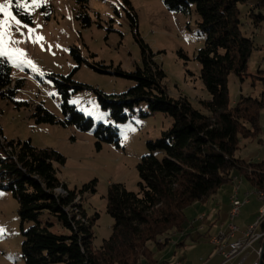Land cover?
Masks as SVG:
<instances>
[{
	"label": "trees",
	"instance_id": "16d2710c",
	"mask_svg": "<svg viewBox=\"0 0 264 264\" xmlns=\"http://www.w3.org/2000/svg\"><path fill=\"white\" fill-rule=\"evenodd\" d=\"M123 1L141 50L142 65L132 73L120 68L112 73L101 65L91 67L99 73L131 79L135 86L111 96L75 82L73 76L84 60L79 49L73 47L71 54L77 67L68 76L49 77L61 96L62 118L42 105L35 107L33 118L36 123L75 126L84 132L95 129L98 150L103 143L118 145L115 128L96 124L70 104L72 94L92 89L101 110L117 124L128 121L134 107L145 102L150 114L171 117L172 126L160 139L147 142L148 154L137 165L139 193L128 191L122 184L110 186L107 213L114 225L111 237L99 249L93 246V227L99 215L90 217L82 205V194L95 193L96 181L79 191L69 190L55 168L56 163L65 165L63 155L51 148L38 149L30 140H7L0 131V191L11 193L19 206L24 264H139L142 259L146 264H158L148 245L154 244L158 251L170 246L172 234L183 232L186 210L207 202L222 186L232 183L234 172L255 191L264 190V161L247 163L235 157L240 138L255 137L260 131L264 100L240 96L231 104L228 87L231 73L243 80L254 50V40L243 34L239 6L254 1L249 17L254 27H259L264 22V0H162L168 10L186 15L194 6L199 16L198 26L205 41L197 59L202 66L201 79L211 96L200 105L208 114L195 109L187 97L176 99L169 94L164 84L167 74L141 37L131 2ZM82 17L84 27H88L89 18ZM23 18L30 21L28 15ZM12 75L11 62L0 58L1 98L14 100L24 85L23 79L14 81ZM59 189L65 192L59 193ZM43 213L55 216L70 235L52 233L39 221ZM25 223L33 225L24 230ZM261 230L264 232V223ZM261 261L264 264V254Z\"/></svg>",
	"mask_w": 264,
	"mask_h": 264
},
{
	"label": "rangeland",
	"instance_id": "374dc122",
	"mask_svg": "<svg viewBox=\"0 0 264 264\" xmlns=\"http://www.w3.org/2000/svg\"><path fill=\"white\" fill-rule=\"evenodd\" d=\"M129 1L137 14L141 37L152 49L155 62L167 74L164 84L169 94L176 99L187 97L195 109L208 114L200 105L201 101L209 100L211 96L201 79L202 66L197 59L205 37L200 33V19L195 7L192 6L191 12L186 15L168 10L162 0ZM5 2L6 0H0V4ZM253 2L239 6L243 34L254 40V50L243 80L236 74L229 75L231 104L240 96L264 100V22L259 27L252 24L249 11ZM124 5L123 0H43L39 6H35L28 0L25 13L24 10H17L13 2L8 11L26 26L18 28L11 21L12 26L7 29L10 40L6 41L5 47L12 54V58L0 57L8 59L13 65L14 81L24 80V85L17 91L14 100L0 97V131L7 140H30L38 149L51 148L63 155L66 159L65 165L56 163L55 168L59 179L66 183L69 190L79 191L84 185L96 181L95 193L82 194V205L88 215H99L93 227L95 249H99L104 240L112 235L114 219L107 213L110 186L122 184L128 191L139 193L137 165L148 154L147 142L160 139L163 132L172 126L171 117L162 113L150 114L145 102L134 107L128 121L117 124L101 110L97 94L92 90L98 89L104 94L118 96L135 86L133 80L112 74L118 68L132 73L138 65H142L141 50L135 42L131 23L123 10ZM82 14L89 18L88 27H84L86 21ZM24 15L30 16V21L25 20ZM0 20L7 21V17L0 13ZM73 47L79 49L84 60L73 80L92 89L72 94L70 104L92 118L96 124L115 128L119 135L118 145L103 143L98 150L95 129L84 132L75 126L36 123L33 118L37 105H42L57 118H62L61 96L49 77L52 74L68 76L77 67L71 54ZM96 65L105 66L112 73H99L91 67ZM259 128L260 131L255 137L240 138L235 154L237 159L247 163L264 161V106L260 111ZM234 177L244 183L241 192V184L232 181L222 186L207 201L208 207L203 210L208 211L212 217L211 210L215 208L220 211V223L222 220L229 222L232 198L243 200V192L249 191L250 204L242 208L236 221L242 227L243 223L255 221L261 203L254 194L255 189L246 180L243 181L237 172L233 173V179ZM58 192L63 194L65 191L59 189ZM210 203L216 205L210 207ZM193 207L186 210V227L201 211ZM18 208L11 193L0 191V229L3 230L0 234V264H24V238ZM39 221L54 234L70 235V231L49 213L40 215ZM31 225L33 223H25L24 230ZM205 241L202 243L206 244L201 246L186 247V264H196L203 255L212 250ZM184 244L180 246L184 247ZM148 247L160 262H173L174 252L178 255L181 253L172 244L162 251H158L152 243ZM254 258L255 256L246 264H251ZM139 264L146 263L142 259Z\"/></svg>",
	"mask_w": 264,
	"mask_h": 264
},
{
	"label": "crops",
	"instance_id": "0c3cea01",
	"mask_svg": "<svg viewBox=\"0 0 264 264\" xmlns=\"http://www.w3.org/2000/svg\"><path fill=\"white\" fill-rule=\"evenodd\" d=\"M235 178L238 179V177H234L233 182H235ZM243 181H244V179H243ZM243 184L244 183L241 181L240 192H241V188H242ZM237 189H238V187H237ZM236 192L238 194V190H236ZM247 194L251 195V193L249 191L243 192V200L247 199ZM254 194H255V192H254ZM249 197H248V199H249ZM232 200H233V198H232ZM249 204H250V200L245 206H247ZM215 205H216L215 203H212V204L210 203V207L215 206ZM193 206H194L193 208L195 210H198V211H200V210L202 211L204 208L206 209L208 207L207 202L196 203ZM213 209L211 210V213L213 212L212 217H210V213H208V211H206V210H203L202 212L200 211L197 218H195L193 221H191L187 227H186V225L184 226L182 233H180V234L177 233V234L173 235L172 245L181 250L180 255H178L177 252H174L175 260L173 262H167V261L166 262H164V261L160 262V261H158V264H186V259H187V253H185L186 247L187 246L195 247L197 245L198 246L204 245V244H206V243H202V241H204V240H206L205 242H207L211 246L212 250L208 254L203 255V257H201L196 264H237L238 262H240L244 259H245V261L243 264H246L253 256H255V258L251 264H253V262L257 261L259 259L258 251L260 249H263V244L261 243V240L257 241L251 248H248L247 250L243 251L242 253H240L239 255H237L236 257L232 258L229 261H227L225 259V257L223 256V254H221L219 252L220 251L219 246L213 244L211 239L213 237L217 236L222 230L226 229L228 227L229 222L222 220V222L220 223V221H221L220 211L219 210L217 211L215 208H213ZM228 215H227L226 219L228 218ZM258 216H259V211H258L257 217L255 218L254 222H251L249 224L243 223L242 227H240V225H239V227L242 230H245L248 226H250L256 222ZM199 223H200V225H198ZM257 231L259 233H262L261 226L258 228ZM237 237L239 238L240 234H238ZM174 240H176V241L174 242ZM229 242H231V241H229ZM182 243H185L184 247L180 246ZM227 248L228 247H225L223 250H226Z\"/></svg>",
	"mask_w": 264,
	"mask_h": 264
},
{
	"label": "built area",
	"instance_id": "2783aa9c",
	"mask_svg": "<svg viewBox=\"0 0 264 264\" xmlns=\"http://www.w3.org/2000/svg\"><path fill=\"white\" fill-rule=\"evenodd\" d=\"M238 183L241 182L238 180ZM239 190V187H238ZM250 194H247V199L239 200L237 197L231 201V209L230 213V223L229 226L222 230L219 233L217 239H220L222 233H231V244L226 250H220L219 252L223 254L227 261L231 260L232 258L236 257L243 251L251 248L257 241L262 240L264 238V232L259 233L257 230L258 228L264 223V193H261V190H257V194L255 196L261 203V207L259 209V216L256 222L250 226H248L245 230H242L236 223L237 219L241 215L242 208L249 202L248 197ZM240 234L238 238L237 235ZM264 254V250L260 249L258 251L259 259L253 264H262L261 260ZM245 261L242 260L237 264H243Z\"/></svg>",
	"mask_w": 264,
	"mask_h": 264
},
{
	"label": "snow or ice",
	"instance_id": "6c2138e0",
	"mask_svg": "<svg viewBox=\"0 0 264 264\" xmlns=\"http://www.w3.org/2000/svg\"><path fill=\"white\" fill-rule=\"evenodd\" d=\"M13 2H15V7L17 10H24L27 13L28 9V0H6L4 4H0V13L4 14L7 17V21L0 20V57L7 56L9 59L12 58V54L10 51L5 47L6 41L10 40V37L7 33V29L10 28L11 21H14L15 24L18 26H26L22 25L21 21L16 18L11 12L8 11L13 6ZM43 0H31V4L35 6H39ZM31 31V29H29ZM22 55V53H20ZM31 63V62H29ZM3 233V230L0 229V234Z\"/></svg>",
	"mask_w": 264,
	"mask_h": 264
},
{
	"label": "bare ground",
	"instance_id": "6f19581e",
	"mask_svg": "<svg viewBox=\"0 0 264 264\" xmlns=\"http://www.w3.org/2000/svg\"><path fill=\"white\" fill-rule=\"evenodd\" d=\"M12 79H13V75H12ZM13 84H15V82H13ZM237 180L238 179L235 178V181H237ZM261 193H264V190H261ZM236 194H237V192H236ZM255 194H257V191H255ZM234 198H236V197H234ZM234 198H233V200H234ZM229 223H230V213H229ZM228 226H229V224H228ZM218 236H219V234L217 236L213 237L211 239V241L213 244L219 246L220 250H223L225 247L230 246L231 242H229V241H231V233H222L220 236V239H217Z\"/></svg>",
	"mask_w": 264,
	"mask_h": 264
},
{
	"label": "water",
	"instance_id": "95a60500",
	"mask_svg": "<svg viewBox=\"0 0 264 264\" xmlns=\"http://www.w3.org/2000/svg\"><path fill=\"white\" fill-rule=\"evenodd\" d=\"M263 250H264V242H263Z\"/></svg>",
	"mask_w": 264,
	"mask_h": 264
}]
</instances>
